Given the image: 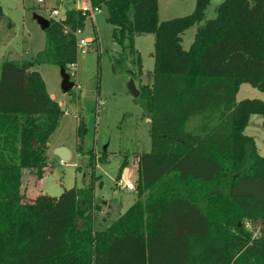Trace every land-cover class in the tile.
<instances>
[{
	"label": "trees",
	"instance_id": "trees-1",
	"mask_svg": "<svg viewBox=\"0 0 264 264\" xmlns=\"http://www.w3.org/2000/svg\"><path fill=\"white\" fill-rule=\"evenodd\" d=\"M88 1L92 11L107 10L135 80L143 74L136 38L155 36L152 80L137 99L151 125V150L138 157L137 199L108 229H96L99 158L84 152L80 122L76 152L88 156L91 185L23 201V170L36 180L47 175L50 138L64 113L31 69L75 66V34L90 15L67 10L63 20H49L35 58L0 67V264H264V157L245 134L253 115L264 116V102L237 101L242 84L264 92V0H223L211 20L212 0H195L190 15L167 21L159 0ZM193 27L185 50L183 35ZM196 118L200 125L189 130Z\"/></svg>",
	"mask_w": 264,
	"mask_h": 264
},
{
	"label": "rangeland",
	"instance_id": "rangeland-1",
	"mask_svg": "<svg viewBox=\"0 0 264 264\" xmlns=\"http://www.w3.org/2000/svg\"><path fill=\"white\" fill-rule=\"evenodd\" d=\"M81 0H0L3 17H0V67L4 61H30L45 49L46 35L35 20L36 16L48 19L47 9L64 11L74 9ZM223 0H212L206 12V20L214 19L217 8ZM75 2V3H74ZM195 0H159L160 20L167 21L190 15L195 9ZM105 8L88 15L83 34L79 39L92 43L85 53L79 51L77 64L69 67L67 73L75 87L65 94L62 90L61 68L55 65L36 66L46 96L64 112L59 127L50 138L48 171L42 179H33L28 170H23V201L30 202L39 195L59 197L64 189L84 188L93 180L92 169L88 167V156L78 155L77 129L80 122L86 126L84 152L93 151L99 160L95 168V202L100 210L95 213V227L104 231L121 214L126 212L137 199L136 193L119 190L116 179L123 164L133 168L138 177V157L151 150L150 122L137 99L129 91L131 73L137 71L127 50L112 40L113 26L107 22ZM196 27L183 35V47L188 50L194 41ZM153 34L137 36L135 48L143 63L141 79H133L137 88L151 83L154 69ZM126 56L121 66L116 60ZM259 100L264 102V92L249 84H242L237 101ZM201 123L194 119L188 126L193 130ZM245 134L255 141L258 153L264 157V116L253 115ZM65 146L73 153L66 165L54 154L53 148ZM106 152V156L102 155ZM100 183L102 186L100 187ZM138 185V182H137ZM108 226V227H109ZM247 230L252 226L246 224ZM254 236H260L254 232Z\"/></svg>",
	"mask_w": 264,
	"mask_h": 264
},
{
	"label": "built area",
	"instance_id": "built-area-1",
	"mask_svg": "<svg viewBox=\"0 0 264 264\" xmlns=\"http://www.w3.org/2000/svg\"><path fill=\"white\" fill-rule=\"evenodd\" d=\"M38 3L42 4L45 3V0H37ZM89 2L88 0H81L80 2L77 1V6L79 10L82 11H89L90 14H93L94 12L98 11H92L89 5L87 4ZM67 10L64 11V14L61 15V10L57 8L53 9H47V14H48V20L52 19L55 21H60L65 18V13ZM83 34L82 31H77L76 32V37H77V44H78V52L81 51L82 53H85L87 49L90 47V44L92 43L89 39H79V36ZM60 163L63 165H66L64 161L60 160ZM137 182H138V177L135 178L134 173L132 170L129 168H124L118 175L116 179V186L118 187L119 190L123 191H128L131 193H136L137 192Z\"/></svg>",
	"mask_w": 264,
	"mask_h": 264
},
{
	"label": "water",
	"instance_id": "water-1",
	"mask_svg": "<svg viewBox=\"0 0 264 264\" xmlns=\"http://www.w3.org/2000/svg\"><path fill=\"white\" fill-rule=\"evenodd\" d=\"M35 20L41 27L42 31H46L50 26V21L46 18L36 16ZM61 77H62V90L65 94H68L74 87L75 84L70 80V76L64 68H61ZM129 91L135 99L140 97V90L137 88L134 80L132 79L129 84ZM54 154L65 163L69 162L72 158L70 150L66 147H59L54 150Z\"/></svg>",
	"mask_w": 264,
	"mask_h": 264
},
{
	"label": "crops",
	"instance_id": "crops-1",
	"mask_svg": "<svg viewBox=\"0 0 264 264\" xmlns=\"http://www.w3.org/2000/svg\"><path fill=\"white\" fill-rule=\"evenodd\" d=\"M74 3H75V2H74ZM87 4L89 5V2H87ZM74 9H78L77 2H76V7H75ZM67 10H69V9H67ZM70 10H71V8H70ZM159 14H160V8H159ZM159 16H160V15H159ZM35 68H36V67H34L33 69H31V72H33V71L35 70ZM147 119H148V118H147ZM148 120H149V119H148ZM149 122H150V120H149ZM59 147H65V146H59ZM59 147H55V148H53V150H55V149H57V148H59ZM66 148H67V147H66ZM68 149H69V148H68ZM49 150H50V145H49ZM49 150H48V152H49ZM69 150H70V149H69ZM70 152H71V154H72V158H73V153H72L71 150H70ZM72 158H71V159H72ZM125 166H126L125 168H129L128 164H126V163H125ZM134 166H135V167H138L137 164H135V163H134ZM129 169H130V168H129ZM130 170H133V168H131ZM41 181H42V180H39V181H38V182H39V185H40ZM119 217H120V216H119ZM108 226H109V225H108ZM108 226H107V229L110 227V226H109V227H108Z\"/></svg>",
	"mask_w": 264,
	"mask_h": 264
}]
</instances>
